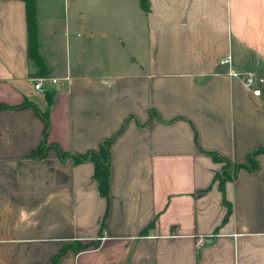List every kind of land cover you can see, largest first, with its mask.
Here are the masks:
<instances>
[{
    "label": "crops",
    "instance_id": "1",
    "mask_svg": "<svg viewBox=\"0 0 264 264\" xmlns=\"http://www.w3.org/2000/svg\"><path fill=\"white\" fill-rule=\"evenodd\" d=\"M34 3L48 99L0 0V264H264V151L220 184L208 155L264 147V88L220 64L264 76V0ZM110 137L104 197L72 155Z\"/></svg>",
    "mask_w": 264,
    "mask_h": 264
},
{
    "label": "trees",
    "instance_id": "2",
    "mask_svg": "<svg viewBox=\"0 0 264 264\" xmlns=\"http://www.w3.org/2000/svg\"><path fill=\"white\" fill-rule=\"evenodd\" d=\"M23 4H25L24 7V18H25V33H26V48H27V55L30 61L33 63L35 67V72L33 76H45L46 74V68L44 63L42 62V59L38 52V42H37V33H36V18H35V0H22ZM139 4L142 10H146V0H139ZM45 97L48 99L50 94L48 92H45ZM27 103H23L22 105H25ZM18 106V107H21ZM0 108H7L2 105H0ZM37 114L43 121V129L41 132L42 139L40 143L38 144L35 151L32 152V155H35L38 157L40 155V152L43 148L42 143L44 141L45 133L48 127V123L46 121V111H39L36 110ZM111 141L110 139L102 140L98 146L97 149L94 151H90L87 155L84 154L82 156L72 155V158L76 162H80L83 159H87L92 163L93 169H92V178H94L96 182V186L98 189V192H100L104 197L107 196V181H108V163H107V145ZM258 151H264V147H258V149L253 150L250 152V154L247 156V159L242 163H234L231 164L230 161L227 159L221 158L217 154L208 153V155L212 159H217L222 162V166L220 168V171L215 174V177L218 179L219 184L222 183L225 180H229V178H232L235 175V170L238 168H246L249 171H255L258 167V163L256 160H254L253 155L255 153H258ZM61 157H64L65 155L59 153ZM225 166V168H224ZM231 169V172H229V169Z\"/></svg>",
    "mask_w": 264,
    "mask_h": 264
},
{
    "label": "built area",
    "instance_id": "3",
    "mask_svg": "<svg viewBox=\"0 0 264 264\" xmlns=\"http://www.w3.org/2000/svg\"><path fill=\"white\" fill-rule=\"evenodd\" d=\"M220 64L227 66V74L237 81H239L242 85L249 88L254 96L260 95L264 88V76L248 69H241V71L234 70L231 68V59L227 54L225 57L221 58ZM32 82V90L33 92L44 93L45 86L47 82L54 83V78H47L46 76H35L30 78ZM203 244V237H198L195 242V248H200Z\"/></svg>",
    "mask_w": 264,
    "mask_h": 264
},
{
    "label": "rangeland",
    "instance_id": "4",
    "mask_svg": "<svg viewBox=\"0 0 264 264\" xmlns=\"http://www.w3.org/2000/svg\"><path fill=\"white\" fill-rule=\"evenodd\" d=\"M263 76V75H262ZM224 168H225V166H224Z\"/></svg>",
    "mask_w": 264,
    "mask_h": 264
}]
</instances>
